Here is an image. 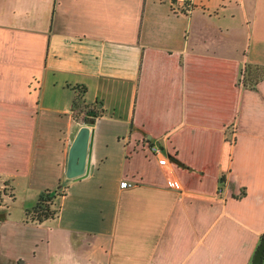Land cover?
<instances>
[{
  "label": "crops",
  "instance_id": "1",
  "mask_svg": "<svg viewBox=\"0 0 264 264\" xmlns=\"http://www.w3.org/2000/svg\"><path fill=\"white\" fill-rule=\"evenodd\" d=\"M261 70L264 0H0V191H58L54 218L1 232L0 264H251ZM80 100L102 114L73 181Z\"/></svg>",
  "mask_w": 264,
  "mask_h": 264
},
{
  "label": "water",
  "instance_id": "2",
  "mask_svg": "<svg viewBox=\"0 0 264 264\" xmlns=\"http://www.w3.org/2000/svg\"><path fill=\"white\" fill-rule=\"evenodd\" d=\"M94 125L82 127L73 141L68 155L66 176L78 181L86 178L91 170V154L94 138ZM264 263V238L260 241L251 264Z\"/></svg>",
  "mask_w": 264,
  "mask_h": 264
},
{
  "label": "trees",
  "instance_id": "3",
  "mask_svg": "<svg viewBox=\"0 0 264 264\" xmlns=\"http://www.w3.org/2000/svg\"><path fill=\"white\" fill-rule=\"evenodd\" d=\"M255 73V72H254ZM260 79L264 77V70L259 71ZM246 75V73H245ZM251 84L248 82V80L245 78L244 80V85L249 86L251 88H256V85L258 83ZM75 108L79 110L80 113H83V123L84 125H89V124H95L96 120L101 116L102 112L100 110L90 108L84 102L77 101L74 104ZM79 118V115L76 116ZM9 184L6 185V187ZM58 196V191H47L43 192L38 200L37 203L31 208L27 209L26 211V222H31V223H43L44 221H47L49 219H52L56 216L57 210L54 208V200ZM13 197V200H15V197ZM264 238V234L261 237V240Z\"/></svg>",
  "mask_w": 264,
  "mask_h": 264
},
{
  "label": "rangeland",
  "instance_id": "4",
  "mask_svg": "<svg viewBox=\"0 0 264 264\" xmlns=\"http://www.w3.org/2000/svg\"><path fill=\"white\" fill-rule=\"evenodd\" d=\"M260 75V74H259ZM7 183L5 184V186ZM4 185H1L3 188ZM9 188H5L0 191V215L7 217L9 224L4 225L0 222V235L1 232H4L7 236L13 237V230L11 225L17 224L20 226V221L24 219L26 220L25 210L28 208H32L34 206V202L27 198V195L24 193H17V198L13 200V195ZM15 231V230H14ZM22 235L26 239H33L35 234L32 231H27L22 233Z\"/></svg>",
  "mask_w": 264,
  "mask_h": 264
},
{
  "label": "built area",
  "instance_id": "5",
  "mask_svg": "<svg viewBox=\"0 0 264 264\" xmlns=\"http://www.w3.org/2000/svg\"><path fill=\"white\" fill-rule=\"evenodd\" d=\"M177 1L185 3L186 6H188V7H190L192 4V0H177ZM152 150L156 155H161V150L159 148L153 147ZM159 163L161 165H166L168 163V160L166 157L162 156L161 159L159 160ZM131 186H132V184L128 183V182H122L121 183V188H128ZM168 186L170 188H174V189H181L179 182H176V181H168Z\"/></svg>",
  "mask_w": 264,
  "mask_h": 264
},
{
  "label": "flooded vegetation",
  "instance_id": "6",
  "mask_svg": "<svg viewBox=\"0 0 264 264\" xmlns=\"http://www.w3.org/2000/svg\"><path fill=\"white\" fill-rule=\"evenodd\" d=\"M264 264V263H263Z\"/></svg>",
  "mask_w": 264,
  "mask_h": 264
}]
</instances>
